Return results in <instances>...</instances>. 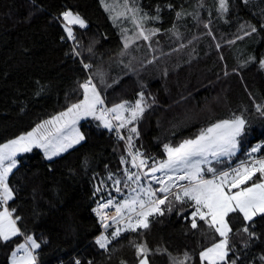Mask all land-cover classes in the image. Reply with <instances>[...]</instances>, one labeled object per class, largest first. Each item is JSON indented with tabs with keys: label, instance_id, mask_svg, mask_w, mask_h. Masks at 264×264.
<instances>
[{
	"label": "trees",
	"instance_id": "1",
	"mask_svg": "<svg viewBox=\"0 0 264 264\" xmlns=\"http://www.w3.org/2000/svg\"><path fill=\"white\" fill-rule=\"evenodd\" d=\"M118 2L124 6V0ZM128 4L148 17L159 16L143 25L145 34L148 29L160 31L149 40L137 39L131 20L112 19L102 0H0V144L83 99L80 85L89 77L107 107L134 104L141 92L146 103L143 116L122 128L126 140L87 117L79 123L85 140L67 151L51 160L41 148L17 157L8 177L15 196L8 205L21 218L17 225L23 235L0 242V264H11L13 249L29 235L41 244L37 264H138L136 244L151 250L149 264H180L185 253L187 264H202L199 252L220 239L199 218L193 229V209L172 195L161 205L164 215L149 218L148 229L125 231L115 239L111 233L125 224L102 232L93 209L102 199L122 203L135 195L131 189L137 185L127 181L124 170H142L132 166L129 135L132 155L143 151L159 161L166 156L165 144L176 146L218 120L243 114L248 129L240 150L222 164L214 163L218 170L242 159L264 139V116L255 107L264 105V0H229L226 14L219 12L218 0ZM69 9L87 22L84 28L72 26L75 39L63 26L61 13ZM246 31L251 34L244 35ZM133 127L139 135L129 131ZM152 163L149 159L148 165ZM110 173L121 181L119 192L108 179ZM141 185L149 186L143 176ZM141 198L147 199L143 193ZM229 222V262L264 264V218L248 224L256 234L251 238L239 231L245 227L240 215ZM102 234L111 240L107 249L96 243Z\"/></svg>",
	"mask_w": 264,
	"mask_h": 264
},
{
	"label": "snow or ice",
	"instance_id": "2",
	"mask_svg": "<svg viewBox=\"0 0 264 264\" xmlns=\"http://www.w3.org/2000/svg\"><path fill=\"white\" fill-rule=\"evenodd\" d=\"M244 2L247 3V0ZM218 4L221 14L229 11V0H218ZM105 8H108L107 4ZM182 14L178 12L177 16ZM120 15L125 19H130L138 29L137 39L142 37L144 40H149L160 31L158 28L148 29V34H145L143 25L150 19H159V16L148 17L139 8L131 7L128 0H124V11ZM61 16L67 36L71 39H75L73 25L80 28L87 26L81 15L74 13L71 9L63 11ZM118 18L114 17V19ZM251 31L255 32V27ZM250 34L247 31L244 33V35ZM124 46L125 48L129 46L127 37ZM75 54L80 55L79 52ZM260 66L264 68V60L260 61ZM84 67L88 68L90 65L85 64ZM80 87L83 89V99L79 102L72 104L66 111L53 116L50 120L37 125L32 131L0 144V242L6 243L14 237L23 235L20 227L17 226L21 218L14 215L15 208L10 210L8 207L9 201H12L15 196L13 188L9 186L8 177L17 167V154L31 152L33 148H41L45 156L51 160L85 140L84 134L77 127L82 119L93 117L102 121L103 126L110 130L114 127L113 121H117L115 128L119 136V129L127 127L143 116L146 106L143 92L139 94V99L134 104L124 101L109 108L105 106V98L91 79L86 80ZM255 107L264 116V105H255ZM247 129L248 120L245 116L233 113L230 118L218 120L201 129L194 138L185 139L176 146L165 144L166 159L159 161L152 157H145L144 153L139 151L132 155V137L129 135L127 140L132 166L136 169L148 168V171L138 173L126 168L124 171L127 173V181L137 185L131 189L135 195L125 199L122 203L114 202L110 198L100 203L95 209L105 229L110 227L107 223L109 220L116 225L125 224L124 228L117 226L111 233V238L115 239L125 231L135 232L139 229H148L150 227L149 218L164 215L161 205H165L168 196L172 195L175 201L189 204L193 209L191 212L193 229L198 227L197 218H199L220 237L218 242L212 243L211 246L199 252L202 264L203 262L236 264L235 259L231 262L228 260L229 253L233 252L229 243L230 234L233 232L229 220L234 215H240L245 222V227L239 231L251 238L256 234L249 231L248 224L257 217L264 218V156L257 158L255 155L261 148H264V144L252 147L248 153V159L240 161L234 168L218 170L213 167V164H222L223 158L230 159L239 151L241 139ZM129 131L139 135L134 127ZM119 138L124 139L123 136ZM148 159L153 160L151 165H148ZM122 162L127 161L122 158ZM157 172H162L163 178L156 176ZM149 173H151L150 179L160 185L158 190H154L151 185L147 188L142 187V176L148 177ZM108 179L113 180L116 191L119 192L121 181L114 179L111 173ZM97 191L101 189L97 188ZM157 191L163 194V198L157 197ZM141 193L147 199L141 198ZM113 205L115 215H109L105 209ZM167 211H172L171 204L167 205ZM96 243L100 248L107 249L111 240L109 236L102 234L97 238ZM40 247L41 244L33 236H26L24 243L19 244L12 252V264H37L36 250ZM135 248L137 256L140 257L139 264H148V254L151 250L146 244H136ZM189 260V254L185 253L184 260L180 261V264H187ZM75 264H81V262L77 260Z\"/></svg>",
	"mask_w": 264,
	"mask_h": 264
},
{
	"label": "built area",
	"instance_id": "3",
	"mask_svg": "<svg viewBox=\"0 0 264 264\" xmlns=\"http://www.w3.org/2000/svg\"><path fill=\"white\" fill-rule=\"evenodd\" d=\"M115 124H117V122H115ZM113 130H114L115 133L117 134V130H116V128H115V125H114V127H113ZM119 136H123V137H124L123 140H126V136H125V133H124V131L122 130V128L119 129ZM259 144H264V139H261V140L257 141L254 145H252V146L246 151V154H245V156H244L242 159H239V160H237V161L232 162V163L229 164L228 166L222 168V170H227V169L230 168V167L234 168V167L237 166V164H238L240 161H243V160L248 159V153L251 151V148H252V147H255L256 145H259ZM136 152H137V151H136ZM136 152H134L133 155H135ZM139 152L144 153L143 151H139ZM255 155H256L257 158H259V157H261V156H264V148H261V150H260L259 152L255 153ZM144 156L147 157L145 154H144ZM147 163H149V159H148ZM141 170H142V172H146V171H145V168H144V169H141ZM220 170H221V169H220ZM155 175L158 176V177H162V178H163V175H164V174H163L162 172H157ZM150 177H151V174H150V173H149L148 177H144L145 180H146V182H147V184H148V185H151V187H152L154 190H158V189L160 188V185L157 184L156 181L151 180ZM157 197H158V198H163V194H162V193H159V192L157 191ZM110 198H111V197H108V198H106V199L100 201V202L95 206L96 209H97V207H98V205H99L100 203H104V202H106V201H107L108 199H110ZM111 199H113V198H111ZM8 207H9V205H8ZM105 211H107V212L109 213V215H115V206H114V205H113V206H110L108 209H105ZM96 214H97V216H98V221H99V223L101 224L103 230H106V229L103 227V221L101 220L100 216L98 215L97 212H96ZM110 222H111V220L107 221L108 224H109ZM60 264H64V262L61 261Z\"/></svg>",
	"mask_w": 264,
	"mask_h": 264
},
{
	"label": "rangeland",
	"instance_id": "4",
	"mask_svg": "<svg viewBox=\"0 0 264 264\" xmlns=\"http://www.w3.org/2000/svg\"><path fill=\"white\" fill-rule=\"evenodd\" d=\"M102 3H103V5H104V7H105V4H107L108 5V8L106 9L109 13H110V16H111V18L112 19H114V17H119L118 19H114V20H124L125 18H123V16H121L120 14L124 11V6L123 5H121V3L119 4V2H118V0H102ZM75 13V12H74ZM86 24H87V22H86ZM88 79H91L92 80V82L93 83H95V81L93 80V77H89ZM96 84V83H95ZM97 88H98V86H97ZM119 104V103H118ZM129 104H132V103H130L129 102ZM113 106V105H112ZM112 106H108L109 108L110 107H112ZM106 107H107V105H106ZM66 111V110H65ZM64 112V111H63ZM58 115V114H57ZM56 115V116H57ZM125 115H128V113H125ZM110 119H111V116L109 117ZM226 119H228V118H226ZM47 120H49V119H47ZM83 120V119H82ZM46 121V120H45ZM81 121V120H80ZM80 121H79V123H80ZM44 122V121H43ZM42 122V123H43ZM102 122V121H101ZM115 122H117V121H113V124L115 125ZM103 123V122H102ZM118 123V122H117ZM77 127H78V129H79V131L81 132V133H83L82 132V130H81V128H80V126H79V124L77 125ZM135 128V127H134ZM123 130V129H122ZM192 138H194V137H192ZM15 139V138H14ZM6 143V142H5ZM76 145V144H75ZM74 146V145H73ZM240 147H241V144H240ZM240 150V149H239ZM238 152V151H237ZM63 153V152H62ZM20 154H22V153H19V154H17V157L20 155ZM17 157H16V159H17ZM163 159H166V156L164 157V158H162V159H160V160H163ZM223 159H228V158H223ZM17 165H18V159H17ZM213 167H215L214 166V164H213ZM145 171L147 172L148 171V168H145ZM143 173V172H142ZM151 174V173H150ZM10 175V174H9ZM10 186V185H9ZM9 209H10V207H9ZM11 210V209H10ZM18 226V225H17ZM34 237V236H33ZM35 239H36V237H34ZM24 240L25 239H23L20 243H18L17 245H16V247L19 245V244H21V243H24ZM36 241L38 242V240L36 239ZM15 247V248H16ZM15 248L13 249V251L15 250ZM12 251V252H13ZM10 260H11V264H12V253H11V256H10ZM139 264V263H138ZM148 264H149V261H148Z\"/></svg>",
	"mask_w": 264,
	"mask_h": 264
},
{
	"label": "bare ground",
	"instance_id": "5",
	"mask_svg": "<svg viewBox=\"0 0 264 264\" xmlns=\"http://www.w3.org/2000/svg\"><path fill=\"white\" fill-rule=\"evenodd\" d=\"M105 199H106V198H105ZM102 200H104V199H102ZM102 200H100V201H102ZM100 201H98V202L96 203V205H97ZM96 205H95V206H96ZM95 209H96V207H94L93 212H94L95 216H96L97 219H98V216H97V214H96ZM98 222H99V221H98ZM99 224H100V223H99ZM100 225H101V224H100ZM109 225H110V227H111V226H113L114 224H113L112 221H111V222L109 223ZM110 227H108V228H110ZM108 228H107V229H108ZM101 229H102V232H105V231L107 230V229H106V230H103L102 226H101Z\"/></svg>",
	"mask_w": 264,
	"mask_h": 264
},
{
	"label": "crops",
	"instance_id": "6",
	"mask_svg": "<svg viewBox=\"0 0 264 264\" xmlns=\"http://www.w3.org/2000/svg\"><path fill=\"white\" fill-rule=\"evenodd\" d=\"M50 119H51V118H50ZM50 119H49V120H50ZM40 124H41V123H40Z\"/></svg>",
	"mask_w": 264,
	"mask_h": 264
}]
</instances>
